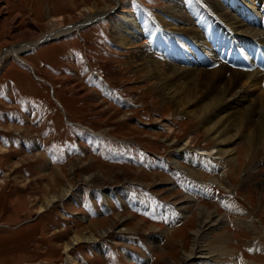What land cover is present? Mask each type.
<instances>
[{
  "label": "rangeland",
  "instance_id": "rangeland-1",
  "mask_svg": "<svg viewBox=\"0 0 264 264\" xmlns=\"http://www.w3.org/2000/svg\"><path fill=\"white\" fill-rule=\"evenodd\" d=\"M220 1L239 20L242 3L259 19L264 6ZM207 3L0 0V264H264V149L237 136L217 143L223 113H209L205 87L189 81L218 66L176 57L195 54L177 6L200 18ZM119 21L129 47L115 37ZM145 50L197 70L161 92L136 58ZM196 239L205 258L184 260Z\"/></svg>",
  "mask_w": 264,
  "mask_h": 264
},
{
  "label": "bare ground",
  "instance_id": "bare-ground-1",
  "mask_svg": "<svg viewBox=\"0 0 264 264\" xmlns=\"http://www.w3.org/2000/svg\"><path fill=\"white\" fill-rule=\"evenodd\" d=\"M199 1L202 0H198V2ZM206 1L209 3H207V6L209 10L212 11V13L209 16H206L204 13H202L200 18H196L197 16L192 17L196 18L195 20L198 22L197 26H199L200 24L202 26V32H205V35H207L206 37H208L205 39L208 41V44H210V49L208 50L210 57L205 52L201 51L195 44L197 43L205 47L203 43L204 41L201 40V33L198 31V28H196V25L194 24L195 22H193L195 20H193L191 16L189 17L187 15L182 5L177 6L176 11L179 12L175 11L173 13L174 21L177 20L180 23V26H182V28H178L180 32L186 33L185 37L187 36L192 39V41L190 42V47L193 53H195V56L193 55V63L190 62L192 59H186L184 54L185 51L181 48L182 52L177 49L179 51L176 57L180 58L184 63H187L188 61L189 64H194L199 63L200 61H198L196 58L198 55L202 60V64H212L213 68H216L218 66L217 69L212 70L211 72L200 71V78L193 77L189 82L194 84L192 88L196 90L198 89V86L205 87L203 95L210 100L212 99L210 103H208L207 111L211 108L209 113L213 114L215 111H218V113H223L220 118H218L222 119H217L215 126H213L212 128V133L216 134L217 139L219 140L217 143L220 144L222 143V141L225 142V140L229 139L232 136H237L239 138L245 139L248 138L249 146L254 154L255 151L264 149V69H261L264 66L257 68V66L260 65L257 63L255 64L252 53L250 52L254 53L255 50H264V42H262L264 41V6H262V9L257 10L261 14L259 19L257 15L258 13L253 12L251 8L252 6H254V3H251L250 5H248L247 3L248 6L242 3V7L239 10L240 15L245 20L244 21L241 18L243 20L242 22V20H239L237 17L233 16L230 12L224 10V5L220 0ZM192 5L193 7H190L191 10L197 7V3L195 1L192 2ZM99 9L102 10L104 9V7ZM102 13L97 14L101 15ZM92 18L93 15H89L79 22L66 27V29L62 28L59 32L52 34L51 37H54L58 33V35H62L63 33H65V31L68 32L72 29L74 30V28H81ZM257 18L258 21L260 20V25L256 29L254 26L257 22ZM259 22L257 24H259ZM120 23L121 21H119L118 24H116V26L114 27V32L117 33L115 34V37L116 39L120 40L119 43L124 45V47H129V40L127 38L129 30L127 31L126 27L122 25V23L121 28V26H119ZM170 27L171 26L169 25V29ZM228 27H230L232 31H229ZM208 28H210L209 31H207ZM226 29H228V31ZM135 30L136 27H133L131 32ZM147 31H150V28H148ZM218 33H221L224 37L220 38ZM40 37L42 36H37V38L39 39ZM158 40L160 39L158 38ZM184 42L185 41L183 40V38H176L175 40H171L173 46L177 48H180L181 46L186 47L184 45ZM157 45H159V43H157ZM22 47L23 46L12 47V51L17 54L22 51ZM191 49L189 50L191 51ZM169 56L170 59H172L175 63L173 61L167 60L165 61V65L163 66V64H161L158 59L153 58L154 56L148 53L146 50L144 52L139 51L136 55V58L138 60H143V63L148 70V66H153L151 70H149V72H156L155 78L157 79V89L161 92H163L169 85L171 86L172 84H176L177 82L185 79L186 75H189V73L193 70H197L196 68H194V66L185 67L177 65L178 61L175 59V57H171L170 53ZM206 70L209 69L207 68ZM204 76L205 82H203L201 79ZM255 86H258L257 88L259 89L261 88L260 90H262V94L260 93L258 94V96L252 97V94L249 92V88H254ZM206 88L208 89L205 90ZM164 125L169 127V125L166 123ZM221 148L219 147L216 151H220ZM224 151L227 150H223L222 152ZM66 192H68V190ZM53 200L54 199H48L46 201L47 206L50 205ZM43 209H45V206H40V211H42ZM202 222L204 221L200 222L199 227L195 231V237L197 236V238L199 237V231L202 228ZM79 240L80 237L74 236L73 243H76ZM70 246L71 244L65 246L66 252H68ZM202 253H204V248L201 242L196 239L193 251L190 255L185 257L184 260H187L190 257H195V255H197V257L199 258H205ZM192 254L193 256H191ZM69 261H72L71 256H67L66 258V262L70 263Z\"/></svg>",
  "mask_w": 264,
  "mask_h": 264
}]
</instances>
